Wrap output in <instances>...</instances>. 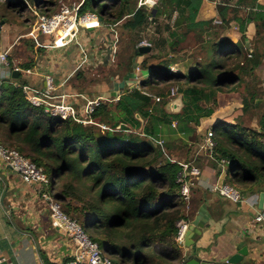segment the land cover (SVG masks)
Instances as JSON below:
<instances>
[{
    "label": "trees",
    "instance_id": "obj_1",
    "mask_svg": "<svg viewBox=\"0 0 264 264\" xmlns=\"http://www.w3.org/2000/svg\"><path fill=\"white\" fill-rule=\"evenodd\" d=\"M58 1L0 0L1 19L6 23V15L18 19L16 16L28 12L33 26L22 34L39 48L52 47L50 43L39 45L37 37L47 38L39 29L41 21L64 9L61 7L55 13ZM201 1L159 0L149 8L141 0H81L77 15H94L97 21L93 30L113 29V34L118 25L131 31L145 29L167 11L169 18L175 13L174 26L182 28L192 21L195 7ZM225 1L216 4L220 23L213 26L221 28L236 23L242 41L249 24L254 25L257 35L264 30V7L246 6L250 8L242 17L237 12L245 8V0L233 7H227ZM18 22L25 24L19 19ZM212 25L211 22L192 24L206 32L208 39L198 43L200 51L195 55V66L186 74L170 72V67L175 66L174 53L148 65L147 52H140L139 46L135 48L133 55L141 59L143 70L140 89L123 92L114 112L101 103L88 116L105 129L45 113V108L54 105L45 104L49 98L44 97V89L39 91L40 106L28 101V95L34 96L35 90L29 87L25 78L29 74L25 71L31 72L38 61L29 60L20 64L21 68L11 67V73L14 68L19 69L17 78L0 79V146L16 150L42 168L49 186L41 192H48L62 212L75 220L116 264H184L190 259L176 242L177 223L191 219L177 179L183 165L196 166L203 158L198 155L203 141L196 136V129L200 119L211 117L214 109L201 103L215 106L217 94L237 91L261 63V55L247 54L241 43L226 37L216 39ZM87 30L80 27L82 33ZM146 43L152 49L151 42ZM169 46L174 49L178 40ZM173 91L181 96L183 104L177 114L164 110L166 98H171ZM153 96L163 102L154 105ZM253 96L242 100L243 113L249 101L254 102ZM172 121L178 128L170 134L165 127L170 128ZM212 126L214 146L207 165L214 170L221 166L224 184L242 198L257 190L264 191V112L257 123L258 129L244 125L240 118L234 124ZM216 126H221L219 131H215ZM165 134L171 135L172 140L167 138L166 142L157 143L156 139ZM176 141L186 148L185 153L177 155L181 161L171 158ZM54 187L58 192L51 195ZM41 255L44 264H50L42 252Z\"/></svg>",
    "mask_w": 264,
    "mask_h": 264
},
{
    "label": "crops",
    "instance_id": "obj_2",
    "mask_svg": "<svg viewBox=\"0 0 264 264\" xmlns=\"http://www.w3.org/2000/svg\"><path fill=\"white\" fill-rule=\"evenodd\" d=\"M217 1L202 0L195 7V12L191 16L192 21L181 28V41L185 35L195 37L199 42L203 38L205 40L208 39L206 38V32L193 27L192 24L209 22L211 20H213L212 23L214 24L215 21H219L220 17L216 9ZM242 1L244 0H226L225 2L227 7H233L242 3ZM244 3L246 10L250 8L246 6H253V4L264 7V0H245ZM252 25L249 24L247 26L248 31L251 30ZM79 29L80 27L76 29L78 33ZM88 29L86 32H83V36L85 34L89 35L88 39L83 38V45L90 44L92 42L91 35L97 32V29L93 30V27ZM101 31V33L107 36L109 35V31L112 32L114 30ZM77 32L76 35L78 34ZM109 37L112 38V34ZM3 44L5 45L4 42ZM11 46L13 47V45ZM11 46H6L4 49L0 48V53L7 49L9 50L8 65L3 66L0 63V79L9 78L12 74L10 68L16 67L14 64L16 60L9 61ZM199 47L200 45H198V49ZM194 49L195 47L188 49V52L184 50L182 54L187 53L188 56L193 53L197 56L200 49H197L198 52L197 50L194 51ZM47 52H50V50ZM183 62L187 65V68L189 67L186 73L193 69L194 65H191L193 62L192 58H185ZM69 66L70 64L66 62V59H63L58 64L53 63L48 68L42 65V61H38L36 66L31 69V74L25 77L28 80L29 87L35 90L33 95L40 98L39 91L45 88L46 77L51 76L55 91L51 93L53 96L44 101L45 104L47 106L60 104L61 102L68 104L76 112L79 119L85 118L84 105L86 100L84 99H88V101L99 100L100 103L115 100L102 97L92 98V95L90 98L73 92L71 86L67 84L73 71L68 69ZM181 73L185 74L184 72ZM134 81L135 79L133 81L126 80L125 85L128 84L129 87L131 85L133 87ZM81 95L85 98H82ZM118 96L120 98L121 95ZM205 119L211 121L212 117ZM211 124L214 125L215 122ZM212 125L198 126L196 133L199 134L198 136L202 138V141L205 140L208 131L214 132ZM201 152L203 153L201 154ZM199 153L203 156L201 162L196 166L190 164V166L196 167L200 174L198 177H192L193 183L190 186V199L187 207V210H190L191 219L188 223L194 220L202 205L205 206L209 219L203 229H198L200 234L195 233L192 237V241L194 242L193 247H182L184 255L190 259L198 258L211 264H223L225 259L235 254L241 248L246 247L248 250L247 256L243 257L238 264H264V222H254V217L263 209L259 206V202L260 196L264 191H255L253 194L245 197L241 203H233L219 194L216 195L211 189L215 185L224 183V171L221 170V166H218L214 170L207 165V158L210 156V152L206 154L205 150L200 148ZM217 172H219L218 176ZM1 177L4 178L8 186L3 206L0 204V264H44L41 252L50 264H58L51 255L53 247L56 250L58 249L55 248L52 238L48 237L47 233L45 234L44 224L47 221L50 222L49 208L46 202L40 198L39 190L33 186L23 184L17 174L0 163V197L5 187ZM215 196L218 197L215 198ZM250 202L254 203L251 204ZM198 230L196 229V232ZM56 232L58 231L56 230ZM58 233L60 234V232ZM45 236L46 238L44 239ZM44 243L45 246H43Z\"/></svg>",
    "mask_w": 264,
    "mask_h": 264
},
{
    "label": "rangeland",
    "instance_id": "obj_3",
    "mask_svg": "<svg viewBox=\"0 0 264 264\" xmlns=\"http://www.w3.org/2000/svg\"><path fill=\"white\" fill-rule=\"evenodd\" d=\"M81 0H59L57 3V13L61 7L66 8L69 12H75V8L78 6ZM164 14H161L158 19L149 24L145 29H138L135 31L128 30L127 28H121L119 25L116 28V32L112 34V32H108L109 35L112 34V38L109 35L105 36L104 33H101L103 29H97V32L94 35H91L92 42L88 45H83V38L88 39L89 35L85 34L83 36L82 31L74 36L71 32L70 35L66 37V40L62 48H39L31 39L25 36L24 33L27 28L30 29L33 26V19L29 15L28 12L21 15V17L16 16L20 22L25 24H19L18 19H10L8 15L5 16L8 20L6 23L1 19L2 11L0 10V22H2L0 26V48L4 49L6 46L13 47L10 50L9 56L14 61L15 66L21 68L20 64L25 62L32 61H42V65L45 67H50L51 64H58L66 59V62L70 64L68 67L69 70H73L70 75H72L67 84L71 86V90L76 93L83 94L91 98L93 97H102L108 99H115L114 101H104L103 103L108 105L110 111H115V104L119 100V96L123 92L130 90L132 88L140 89L139 81H141V76L143 70L140 68V58L134 57V49L137 48L141 42H151L152 49L147 52L146 61L147 64L150 65L158 61L159 59L168 58L170 52L174 53L175 61V69L177 72H187V65L184 64L185 58H192V66L195 61V54L191 53L187 56V53H183L184 50L194 48V51L198 49V41L195 37L184 36L183 40L180 39V31L181 28L178 26H174V20L176 18L175 13L172 18H169L168 12L164 11ZM247 10L245 8H240L237 12L244 17ZM78 17V15H77ZM28 18V19H25ZM219 19V18H217ZM213 20L211 22V25ZM92 24V22L90 23ZM252 24V23H251ZM214 27L218 38H229L234 43H241V45L245 48V52L248 53H258L261 55V63L255 68L250 75L245 78V82L237 89V91L232 94L223 93L217 94V101L214 105L211 103L202 102V106L213 107L214 112L212 114L211 121L209 119H200L199 126H211L212 122H215L216 125L222 124H234L237 121V118H240L241 123L252 127L254 129H258L257 123L264 112V30H260V33L257 35L256 28L252 25L251 30L245 29L243 34L245 41L241 40L242 33L237 28L236 23H231L225 27L220 26H211ZM61 28V24L56 31V35L59 36V29ZM25 29V30H24ZM115 29V28H114ZM29 31V30H28ZM171 34L175 35L172 36ZM47 38L37 37V41L39 45H46V40L55 38L53 35H47ZM189 37V38H188ZM58 39L60 38L57 37ZM50 43L52 45V41ZM174 40H178V46L174 49L170 48V43ZM5 43V45L3 44ZM95 42V43H94ZM47 43V44H48ZM147 44V43H146ZM2 45V47H1ZM50 45V46H51ZM41 50V51H39ZM50 50V52H47ZM58 50V51H55ZM144 56V57H145ZM148 56H153L152 58H148ZM143 57V58H144ZM157 60H156V58ZM9 58V61H10ZM78 66L76 69H74ZM195 66V65H194ZM43 70L42 67H40ZM194 68V67H193ZM129 77V78H128ZM132 77V78H131ZM134 81V85L129 87L128 84L125 85L126 80ZM53 90L54 86L52 84ZM253 96L254 102L251 103L249 101V105L246 111L242 112L241 102L243 99H250L251 95ZM79 95V94H78ZM177 96L166 98L167 103L172 102ZM82 98H85L81 95ZM80 98V97H76ZM88 100V99H84ZM162 101V100H161ZM163 102V101H162ZM160 104L154 100V105ZM164 106V110L167 113H171L170 108ZM210 117V118H211ZM175 121L171 122L172 124ZM214 124V125H215ZM99 126H102L101 124ZM165 127V131L170 134L177 132L175 127ZM221 126H217L215 131H219ZM176 129V130H175ZM198 129V128H197ZM196 129V132H197ZM130 133V132H128ZM199 134L196 133V136ZM179 137V135H176ZM168 140H172V137H167L166 134L156 139V142L161 144L163 141L166 142ZM174 138V137H173ZM202 138L200 137V140ZM200 142V141H199ZM182 152H186V148L183 149L179 142H174V152L172 153L171 158L177 160H182L181 156L178 158V154ZM203 152H201L202 154ZM205 153H209V151L205 150ZM200 154V153H199ZM200 154V155H201ZM190 155V154H189ZM170 157V156H169ZM188 166V164H186ZM54 186V183H53ZM45 190V187H43ZM57 187H54L51 195L57 193ZM218 195L217 193H215ZM218 196H215L217 198ZM221 204V203H220ZM45 234L52 238V242L55 245L51 250V255L54 257L58 264H65L72 259L73 254L76 251L75 243L71 240L69 235H65L62 233H58L53 230L49 222L44 224ZM95 236V232H93ZM46 236L44 237V239ZM68 238V239H67ZM62 242V243H61ZM62 244V245H60ZM45 246V243L43 244ZM55 252V253H54ZM114 259V258H113ZM55 264V263H54Z\"/></svg>",
    "mask_w": 264,
    "mask_h": 264
},
{
    "label": "built area",
    "instance_id": "obj_4",
    "mask_svg": "<svg viewBox=\"0 0 264 264\" xmlns=\"http://www.w3.org/2000/svg\"><path fill=\"white\" fill-rule=\"evenodd\" d=\"M159 0H141V4L148 6L149 8L154 7ZM222 0H218L216 4H220ZM78 6L75 8L74 13H70L67 9H62L61 12L51 18L43 19L39 25V29L45 35H53L55 38L52 42V48H58L64 45L66 37L72 32L73 35H76L78 27L92 28L97 18L94 15H84L82 17H77ZM92 22V24H90ZM220 21H215L214 24H219ZM59 29L60 38L58 39L55 33ZM32 35V34H30ZM148 46L144 41L141 42L139 47ZM9 50H5L0 53V63L3 66H7ZM251 56L248 55V58ZM13 72H20L18 68H14ZM170 72L176 74L177 70L174 66L170 67ZM26 74H31L29 70L25 71ZM53 79L51 76H47L45 79V88H44V97L50 98L53 87ZM176 92L173 91L171 97H175ZM153 99L156 102H160V98L154 97ZM28 101L33 106H40L41 101L35 96L28 95ZM99 100L86 101L84 105L85 118H77L76 112L72 109L71 106L61 102L56 104L53 107L45 108L44 112L50 114L53 117H59L62 119L73 118L77 122H82L85 124H92L99 126L92 122L88 116L93 113V111L100 105ZM176 123H173L171 127H175ZM105 129L104 125L101 126ZM214 135L213 131H208L206 134L205 140L200 144V148H203L206 151H209L213 148L214 142L212 137ZM0 163L10 169L12 172L18 175L20 181L23 184L33 186L38 189L40 198L46 202L48 205L50 214L49 219L52 228L58 232L69 235L70 239L74 241L76 251L72 256V259L65 264H116L112 258L105 256L98 246L90 240V238L84 233L82 227L75 221L70 219L66 214H64L59 206L48 192H41L43 187L49 186V181L42 168L37 167L34 163L24 158L14 149H7L0 146ZM223 171V168L221 167ZM200 172L196 167L193 166H182V172L179 174L177 182L181 184V195L183 199L189 203L190 199V186L193 183L192 177H198ZM212 192L219 194L222 197L229 199L233 203H241L244 198L230 188L228 185L222 183L220 185H215L212 189ZM251 204L254 202H250ZM254 222L261 223L264 222V209L258 212L254 217ZM190 223L185 221H179L177 223V237L176 242L184 247V236L188 230Z\"/></svg>",
    "mask_w": 264,
    "mask_h": 264
},
{
    "label": "water",
    "instance_id": "obj_5",
    "mask_svg": "<svg viewBox=\"0 0 264 264\" xmlns=\"http://www.w3.org/2000/svg\"><path fill=\"white\" fill-rule=\"evenodd\" d=\"M2 22H0V26H1ZM150 51V47L149 46H144L140 48V52L145 53V52H149ZM11 78H17V73L13 72L11 74ZM183 104H182V99L181 96H177L172 102L166 104V107L170 108L171 114H177L180 112L181 108H182ZM2 181L5 185L4 190L1 194L0 197V204L3 206L4 203V197L6 194V190H7V183L4 180V178H2ZM259 206L262 207L264 209V193L261 194L260 196V202H259ZM209 217L208 214L206 213V208L205 206H201L197 216L194 218V220L190 223L188 230L185 233L184 236V247L185 248H189V247H193L194 242L192 241V237L194 236L195 233L200 234L198 229H203L204 225L207 223ZM196 229L198 230L196 232ZM247 248L243 247L240 250L236 251L235 254H233L232 256H230L229 258L225 259L223 261V264H238L243 257L247 256ZM184 264H211L209 262H204L199 260L198 258H192L187 260Z\"/></svg>",
    "mask_w": 264,
    "mask_h": 264
}]
</instances>
